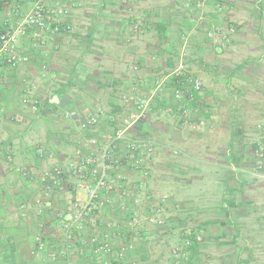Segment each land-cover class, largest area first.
Returning <instances> with one entry per match:
<instances>
[{
	"label": "crops",
	"instance_id": "obj_1",
	"mask_svg": "<svg viewBox=\"0 0 264 264\" xmlns=\"http://www.w3.org/2000/svg\"><path fill=\"white\" fill-rule=\"evenodd\" d=\"M14 2L25 10L34 5ZM46 6L69 9L63 21L71 31L28 34L18 48L29 61L0 66V264L49 260L51 247L39 250V239L53 243L68 200L85 194L70 190L76 178L69 170L91 139L109 142L114 119H131L138 98L150 99L149 116L127 127L110 175L117 180L110 202L83 235L110 226L114 255L129 242L133 248L116 260L82 252L79 243L75 263L173 264L166 249L182 243L190 227L198 264H264V174L256 169L264 146L257 127L264 122V0H47ZM9 12L0 0V23H14ZM98 109L104 115L83 128L79 119ZM199 120L204 126L193 130L189 121ZM134 140L153 147L139 167L128 157ZM40 145L52 159L39 158ZM54 163L64 176L49 190L44 173ZM157 208L164 226H143L137 236L126 231L130 213Z\"/></svg>",
	"mask_w": 264,
	"mask_h": 264
},
{
	"label": "built area",
	"instance_id": "obj_2",
	"mask_svg": "<svg viewBox=\"0 0 264 264\" xmlns=\"http://www.w3.org/2000/svg\"><path fill=\"white\" fill-rule=\"evenodd\" d=\"M7 4L10 17L14 18V23L5 21L0 23V66L1 67H18L29 61V56L20 51L19 42L28 34H33L37 39H41L43 35L48 33L51 38L56 34L63 31H71L72 26L64 23L63 18L68 16L69 9L57 8L49 10L46 6L47 0H33L34 5L30 10L23 9L14 0H2ZM222 9V7H220ZM194 88L199 90L203 86L201 80L192 81ZM175 99L182 97V90L176 88L174 91ZM23 103L28 104L29 98L24 97ZM38 101L35 100L31 103V107L37 111ZM136 109L131 115V119H127L121 123H117L114 119V124L117 129L110 137L108 143L100 145L98 139H91L89 141V150L80 158V160L72 165L70 174L76 178L69 188L74 191H84V196L75 195L68 200V205L65 208L66 221L58 234L53 235L55 240L53 243L44 239H39L37 247L39 250H51L50 258L45 264H58L59 259L65 258L66 264H76L73 260L74 251L78 248V244H83L82 252H88L100 257L104 255L107 258L113 257L114 250V237L111 232L110 226L102 229L96 235L84 238V231L88 224L97 219V216L102 207L110 202V194L117 184L115 177H110L113 168L119 165L117 158V151L119 149L120 141L126 137L127 127L134 122L145 120L150 113V99L138 98L135 101ZM182 116L185 118L190 117V112L185 107H178ZM172 110V108H170ZM75 115V113H74ZM104 115L103 109H98L90 114L86 119H79L83 128L96 124L99 119ZM193 130H197L204 126L205 121L199 120L196 122L189 121ZM259 131L264 133V122L257 125ZM100 145V146H99ZM128 157L133 160L134 164L139 167L142 164L144 155H150L153 152L152 146H143L139 141H132L128 144ZM259 161L257 163V171L264 174V146L261 145L257 150ZM38 156L41 159L51 158L53 154L48 153L44 145H40ZM62 176L64 170L60 165L54 163L52 168L44 173L45 180L47 181V188L52 189L53 185L62 184ZM121 185L127 182V176L121 175L119 178ZM40 205V204H39ZM43 207V205H40ZM126 219V231L137 236L143 226L148 225L163 226L165 219L162 216L159 208L151 210L147 213L142 211L132 212ZM193 230L187 227L181 233L183 238L182 243L175 244L171 251L172 255L176 257L177 262L179 259H188L190 252L189 247L192 244ZM55 244V245H54ZM54 246V248H53ZM133 248L129 242L127 247L122 246L114 257L116 260L126 258L127 250ZM132 264H138L133 262ZM152 264H157L153 262Z\"/></svg>",
	"mask_w": 264,
	"mask_h": 264
},
{
	"label": "rangeland",
	"instance_id": "obj_3",
	"mask_svg": "<svg viewBox=\"0 0 264 264\" xmlns=\"http://www.w3.org/2000/svg\"><path fill=\"white\" fill-rule=\"evenodd\" d=\"M35 80H36V78L34 77L33 78V80L31 81V82H33L34 84H36V82H35ZM31 82H29V84L31 83ZM42 116V115H41ZM43 117V116H42ZM40 136H38L37 138H39ZM41 138V137H40ZM146 183H147V181H146ZM144 187L143 188H145V184L143 185ZM162 216L164 217V215L162 214ZM165 219V218H164ZM164 226V225H163ZM162 227V226H161ZM170 249H172V248H170V246H168L167 247V249H166V257L168 258V257H170V259H171V262L173 263V264H186L187 262H189V258H190V255H191V253H190V255H189V258L188 259H179V263L177 262V259H176V257H174L173 255H172V251H170ZM172 256L174 257L173 259H172ZM193 263L194 264H198V262H195V258H194V261H193Z\"/></svg>",
	"mask_w": 264,
	"mask_h": 264
},
{
	"label": "trees",
	"instance_id": "obj_4",
	"mask_svg": "<svg viewBox=\"0 0 264 264\" xmlns=\"http://www.w3.org/2000/svg\"><path fill=\"white\" fill-rule=\"evenodd\" d=\"M197 247V242L195 240H192V244L190 246V249H192L193 252H191V255H190V258H189V261L191 264H194L193 261H194V258H195V252H196V248Z\"/></svg>",
	"mask_w": 264,
	"mask_h": 264
}]
</instances>
